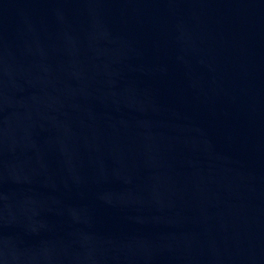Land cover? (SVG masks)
<instances>
[{"label": "water", "instance_id": "water-1", "mask_svg": "<svg viewBox=\"0 0 264 264\" xmlns=\"http://www.w3.org/2000/svg\"><path fill=\"white\" fill-rule=\"evenodd\" d=\"M0 264H264V0H0Z\"/></svg>", "mask_w": 264, "mask_h": 264}]
</instances>
